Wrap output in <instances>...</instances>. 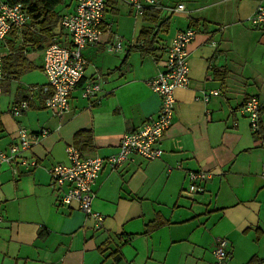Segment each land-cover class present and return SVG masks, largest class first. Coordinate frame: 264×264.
<instances>
[{
	"label": "crops",
	"instance_id": "obj_1",
	"mask_svg": "<svg viewBox=\"0 0 264 264\" xmlns=\"http://www.w3.org/2000/svg\"><path fill=\"white\" fill-rule=\"evenodd\" d=\"M160 1L186 11L159 10L168 25L157 54L144 55L139 37L153 25L126 0H107L103 34L83 51L85 75L64 116L45 106L51 91L44 51L53 43L70 46L61 18L75 12L77 0L56 9L49 32L29 17L6 37L2 87L10 100L6 107L1 101L0 149L10 150L20 128L48 134L23 154L35 167L0 169V264H213L219 239L230 253L219 264H264V29L249 22L264 0ZM189 28L198 31L188 47L190 86L175 92L163 155L103 168L93 187L92 211L105 218L98 230L92 217L61 204L50 170L69 165L66 150L79 131L93 135L84 157L108 158L126 132L158 116L161 100L149 83L164 72L171 39ZM117 41L122 49L110 51ZM89 81L101 85L92 99L84 97ZM251 98L260 105L257 134L240 113ZM25 101L29 108L14 117L13 107ZM199 171L212 178L203 193H190L187 175Z\"/></svg>",
	"mask_w": 264,
	"mask_h": 264
},
{
	"label": "built area",
	"instance_id": "obj_2",
	"mask_svg": "<svg viewBox=\"0 0 264 264\" xmlns=\"http://www.w3.org/2000/svg\"><path fill=\"white\" fill-rule=\"evenodd\" d=\"M107 0H77L75 12L61 18V26L70 34V46L51 44L44 51V73L47 78L46 90H50L45 106L55 116H64L70 112L69 98L81 83L85 75L86 61L83 57L85 48L95 45L103 34ZM137 16H143L147 8L166 10L171 13L185 12L186 7L179 4L174 8H166L160 0H126ZM29 19L28 9L23 3L10 4L0 0V110L3 97V53L2 45L6 37L14 29H22ZM252 27L264 29V7H259L249 19ZM198 31L194 28L186 29L175 35L167 49V60L164 72L150 81L152 91L161 100V107L156 118L146 121L139 129L126 132L120 141L119 152L108 158L84 157L74 145L67 148L69 165L58 164L51 170L53 184L60 190V202L67 208H75L86 216L92 217L96 228L102 229L105 218L92 211L94 200L93 187L105 166L117 169L126 163L133 162L136 157L145 161H155L162 157L161 140L170 129L175 115V92L190 86L189 45L195 40ZM122 49L121 41H117L110 51ZM84 97L95 98L101 91L100 82L89 81L85 84ZM213 92L211 95H217ZM203 99L208 101L209 95ZM29 108L28 102H21L12 109V115L18 117ZM241 115L250 121L251 130L260 132V105L256 98L248 100L240 109ZM47 131L34 134L27 128H20L17 141L8 152L0 149V169L5 165H22L35 167L36 161L30 162L23 157L32 151L40 138L46 136ZM17 170V168H16ZM188 191L199 194L205 191L204 185L212 178V174L204 171L191 172L188 175ZM2 218L0 217V221ZM228 242L219 239L213 251L216 262L226 261L230 253Z\"/></svg>",
	"mask_w": 264,
	"mask_h": 264
},
{
	"label": "trees",
	"instance_id": "obj_3",
	"mask_svg": "<svg viewBox=\"0 0 264 264\" xmlns=\"http://www.w3.org/2000/svg\"><path fill=\"white\" fill-rule=\"evenodd\" d=\"M10 4L23 3L27 9L30 20L37 25L43 32H49L51 21L56 17V9L63 4L64 0H6ZM144 21L153 27H145L139 37V49L144 55H156V44L158 43L159 33L166 31L168 19H161L159 10L148 9L144 12ZM44 28V29H43ZM165 29V30H164ZM16 30H12L15 33ZM6 61V60H5ZM4 61V72H7ZM8 75H13L8 72ZM73 145L81 154L90 152L93 148V135L90 131H79L74 136Z\"/></svg>",
	"mask_w": 264,
	"mask_h": 264
},
{
	"label": "rangeland",
	"instance_id": "obj_4",
	"mask_svg": "<svg viewBox=\"0 0 264 264\" xmlns=\"http://www.w3.org/2000/svg\"><path fill=\"white\" fill-rule=\"evenodd\" d=\"M168 1H173V0H166L165 2H168ZM170 4V3H169ZM9 100H10V96H9V94H8V92H6V93H4L3 94V98H2V106L3 107H6L7 106V104H8V102H9Z\"/></svg>",
	"mask_w": 264,
	"mask_h": 264
}]
</instances>
